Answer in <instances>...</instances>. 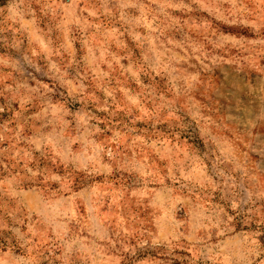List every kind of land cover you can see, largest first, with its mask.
Returning a JSON list of instances; mask_svg holds the SVG:
<instances>
[{
    "label": "rangeland",
    "instance_id": "obj_1",
    "mask_svg": "<svg viewBox=\"0 0 264 264\" xmlns=\"http://www.w3.org/2000/svg\"><path fill=\"white\" fill-rule=\"evenodd\" d=\"M0 264H264V0H0Z\"/></svg>",
    "mask_w": 264,
    "mask_h": 264
}]
</instances>
